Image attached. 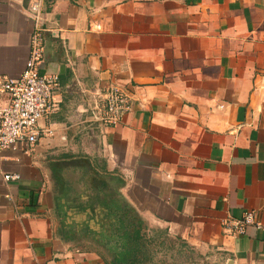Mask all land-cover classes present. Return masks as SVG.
Segmentation results:
<instances>
[{
    "label": "crops",
    "instance_id": "crops-1",
    "mask_svg": "<svg viewBox=\"0 0 264 264\" xmlns=\"http://www.w3.org/2000/svg\"><path fill=\"white\" fill-rule=\"evenodd\" d=\"M34 1L0 0V76L24 69ZM39 1L56 107L39 121L50 134L0 160V264H106L71 229L85 214L55 207L52 163L77 189L72 159L120 178L150 226L264 264V0ZM110 83L132 97L115 126L98 119ZM245 210L262 228L225 232Z\"/></svg>",
    "mask_w": 264,
    "mask_h": 264
},
{
    "label": "built area",
    "instance_id": "built-area-1",
    "mask_svg": "<svg viewBox=\"0 0 264 264\" xmlns=\"http://www.w3.org/2000/svg\"><path fill=\"white\" fill-rule=\"evenodd\" d=\"M34 29L30 36L29 55L19 77L0 76V93L6 95V102L0 105V160L7 150L24 145L30 149L50 134L49 127L39 125V121L56 107L54 90L58 86L56 73L42 71L46 28L43 23L41 2L34 1L29 6ZM131 94L116 83H110L104 91V103L98 119L105 125L120 123L131 109ZM7 182L20 179L19 173H4ZM254 225L262 228L254 210H245L239 218L224 222L225 232L241 235L246 228Z\"/></svg>",
    "mask_w": 264,
    "mask_h": 264
},
{
    "label": "trees",
    "instance_id": "trees-1",
    "mask_svg": "<svg viewBox=\"0 0 264 264\" xmlns=\"http://www.w3.org/2000/svg\"><path fill=\"white\" fill-rule=\"evenodd\" d=\"M68 168L77 171L76 181L80 187L71 188L70 180L66 181L63 194L55 198V207L61 209L63 217L68 210L85 214L82 221H71L72 231L77 227L80 234L86 232L97 235L100 241L113 242L106 245L111 259H107L101 250L93 248L106 264H143L146 260V248L140 233L143 219L120 194L118 188L123 181L113 175L97 173L84 159L68 161ZM91 219L98 222L97 227L89 224ZM62 225H65V221Z\"/></svg>",
    "mask_w": 264,
    "mask_h": 264
},
{
    "label": "rangeland",
    "instance_id": "rangeland-1",
    "mask_svg": "<svg viewBox=\"0 0 264 264\" xmlns=\"http://www.w3.org/2000/svg\"><path fill=\"white\" fill-rule=\"evenodd\" d=\"M54 165L55 163L53 162L52 166L54 167ZM53 167H51L50 175L52 180L51 190L55 193V198H57L56 194L63 192L65 182L68 181L66 177L69 178V173L62 170L59 171V169ZM140 217L142 218L141 215ZM89 224L93 227L98 226V222L95 223L93 219L89 221ZM140 233L142 234L141 241L145 244L144 249L146 248V260L143 264H222L224 261L223 255L218 250L211 247L198 248L193 246L184 238L169 233L164 228L150 226L144 219ZM98 239L97 235L94 236L83 232L79 233L76 240L87 247L101 250L107 259H111V254L107 252L106 245L113 242H109V240L100 241Z\"/></svg>",
    "mask_w": 264,
    "mask_h": 264
}]
</instances>
